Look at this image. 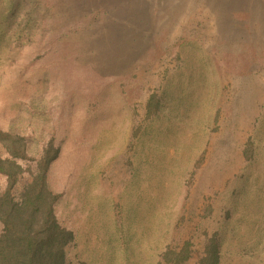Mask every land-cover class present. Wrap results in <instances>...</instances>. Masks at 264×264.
<instances>
[{
    "label": "rangeland",
    "instance_id": "rangeland-1",
    "mask_svg": "<svg viewBox=\"0 0 264 264\" xmlns=\"http://www.w3.org/2000/svg\"><path fill=\"white\" fill-rule=\"evenodd\" d=\"M0 36V130L60 148L71 264H264V0H0Z\"/></svg>",
    "mask_w": 264,
    "mask_h": 264
},
{
    "label": "trees",
    "instance_id": "trees-1",
    "mask_svg": "<svg viewBox=\"0 0 264 264\" xmlns=\"http://www.w3.org/2000/svg\"><path fill=\"white\" fill-rule=\"evenodd\" d=\"M158 108L153 95L148 102L149 119ZM137 135L136 131L135 139ZM252 153L248 150V159ZM59 155L54 140L35 157L30 154L27 137L0 130V175L6 180L5 188L0 189V264H71L69 249L76 237L58 218L63 194L54 192L49 184L50 170ZM203 158L204 154L188 179V187L193 185ZM217 241L210 240L199 264H221ZM194 246L192 240L182 247L168 245L161 264H188Z\"/></svg>",
    "mask_w": 264,
    "mask_h": 264
}]
</instances>
